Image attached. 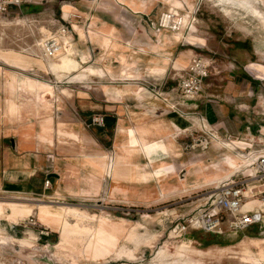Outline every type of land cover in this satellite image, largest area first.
Here are the masks:
<instances>
[{"label": "rangeland", "instance_id": "rangeland-1", "mask_svg": "<svg viewBox=\"0 0 264 264\" xmlns=\"http://www.w3.org/2000/svg\"><path fill=\"white\" fill-rule=\"evenodd\" d=\"M41 1L43 3H41ZM175 1H178L182 7L180 9L181 12L179 11V13L190 12L191 15L196 18L194 35L197 40L195 43H189L185 39L175 40L171 37L167 38L166 34L163 33L160 37L157 36V32L160 33L163 31L159 29L158 23L161 15L164 12H168L166 8L167 0H100L95 6L107 10L108 15H110L111 18L119 21L117 23H119L121 31L125 33V35H123L119 40L123 41L125 45H129V49H127V52L129 53V60H135L136 64H141V68L144 66V69L142 68V70L147 71V68L149 69L150 61L145 59L147 53H144L143 49H139V43L141 46L145 47L146 50L149 49V43L151 44L150 47L156 49L158 48L156 45L163 47L165 43L170 42L171 44H174L178 41L179 43H182L180 45H184L180 47L181 50H185V48H189L188 50H190L191 48L193 56L191 57V63L188 64L189 66L187 68L184 69L180 66L178 69L176 67L179 66L176 65V70L172 75L170 73L167 75L161 74L152 77L151 79L150 77H146L134 81H113L109 78V76L104 79H100L90 76L91 71L86 70V68L83 69V71L85 70L83 74L77 77L64 76L59 79L55 73L51 70H47L44 65H41L39 62V56L42 55V52L48 53L45 51L46 48L44 49V47L40 45L43 38L46 37L48 39L51 36H58L62 29H66L70 34V31L73 30V25L68 22V20L69 18L77 16L75 13L77 9L76 7L68 4L71 11L68 12V10H65V14L67 16L69 15V18H66L64 16V5L66 4L65 0H52L49 2L47 0H25V2L20 6L11 5L7 11L0 12V69L2 70L4 76L2 77V74L0 75V102H2V100H6L3 98L10 96L7 85L2 86L1 81L4 80V78L6 80L10 78V81L15 82L16 79L9 71L14 69L28 70L31 63H34L39 69L35 70L32 68L27 72H22V74L33 81H39L41 84L46 82L52 84L60 95L59 100L61 105L63 98L66 96L61 92L62 88H69L73 92V95L75 92L80 93L81 91H87V96H91L92 99H101L99 89H103L104 92L108 94L109 99L123 100L124 97L119 98L114 95L112 96V89L121 88L123 90H130L133 85L135 87L140 86L148 93L149 101H153L155 99L169 100V108L172 110V113L177 115L179 114L183 117H192L189 119H191V121L193 120V123H197L198 129H204L193 130L194 132H190L188 130L183 134L184 138H182V141H172V143H174L173 150L179 152V155L175 156V154L172 153L169 155L170 159L187 154L189 160L196 161V163L193 164V168L190 173L188 171H184L182 167H179L177 173L173 172L171 169H165L164 175L161 176L153 174V167H150L151 170H142L144 169L142 167L137 171L136 159H138V156L133 155L131 145L129 152L124 153L126 159L123 160L117 158L118 155L115 152L113 141H110V144L107 145L109 150L103 151L104 153L102 155L93 154L92 157L89 158L87 156L86 159L83 153H81V155L74 160L73 164L69 162L66 163L79 169V181L82 182L81 185H83V183H85V185L87 184V188H80L79 192L87 194V202H81L82 205L58 203L60 206L54 207L52 205L54 204L53 202L47 200L44 201L45 199L34 201V205H30L26 201L25 196H14L9 198L0 197V219L4 217L8 222H10L9 216L13 214V208H16L21 213L19 215V222L16 223L18 225L20 222L24 221L25 218L35 213L34 208L37 209L36 215L38 216V211L41 208L48 207L62 212L67 218H69L75 212L72 207H77L79 208L78 211L87 217H93L96 219L108 217L112 218L116 222L117 220H120L118 223H126L128 227H135L137 231L138 225L131 224V220L136 222L138 221L140 223L142 222L144 225L153 223L154 221L156 223L165 222V237L152 245V250L149 251V254H147L146 257H143L141 260L131 262V264H170V257H163L159 259L156 255L159 249L168 241L170 242L169 245L171 247H173L175 243L187 244V246L193 249L191 250V256L202 261V264H247L241 259L226 257V253H229L226 252L228 250H221L220 255L218 257L216 256L214 260L210 258V256L205 257L202 251L196 248L195 243L188 241V239L193 240L194 238L198 239L203 237V240H205L203 244H207L212 243L213 241L211 235L218 234L221 237L220 243L225 244L227 242V237L235 234L238 235L236 238L243 237L246 234H250L254 237H264V222L261 225H254L241 232H233L229 230L226 227V224H224L222 230L217 232H208L202 229H189L182 235L177 232L178 228L176 225L180 220L199 213L204 208L208 207L216 198L212 195L213 192H211L214 190L213 185L198 187L199 184L197 180L200 177L201 171H203V174L205 175V172L212 167L215 161L221 160L223 154L226 152L225 149H227L225 143H233V141H231L232 138H229V136L220 137L218 134V136H216L214 133L207 130V126H204L205 124L201 121V115L199 113L195 115V113H189L192 112L191 109L180 108L181 105L187 107L185 106L186 103H195V101L201 98V96L198 98L186 97L180 88V81L189 71L195 58H202L208 65L209 76L205 79L204 87L206 82L210 85L212 80H214V77L227 73L229 68H233L229 65V68H227V64L230 62L236 63V69L237 67L241 69L243 68V53L247 50H251L252 47L249 42L261 35L264 36L259 33L264 31V26L255 16H263L258 8L259 3L256 2L260 0ZM36 5L42 7L44 12L36 14V11L40 10L36 8ZM260 5L264 10V3H260ZM121 8L128 9L130 13L128 15L125 13L122 14L120 12ZM87 12H89L88 3ZM89 17L94 16L87 14V22L91 20H88ZM83 20L86 19L83 18ZM93 21H96V23H87V29H89V26H92V24H94V26L97 25L98 20L96 17L93 18ZM73 23H81L85 26V21L82 20L80 23L79 21H74ZM191 27H193L192 22L190 24H186V29L182 32H186L188 34ZM167 31H170L172 35L175 33L174 30L170 29H167ZM250 32L252 34H250ZM147 37L151 38V40ZM250 37H252V40H250ZM90 38L92 40L87 41V49L90 51L91 58L87 63V66L97 65L99 56L102 54L99 37L90 36ZM128 39L132 40L131 43H127L126 40ZM18 55H24V60L17 61L16 58ZM216 61H218L219 64ZM103 62L104 61L101 63ZM110 62L113 63L115 69H118L117 64L120 62L117 55H112L110 57ZM16 63H21L23 68L15 67L17 65ZM83 81L87 82L86 86H83V83H81ZM106 84L113 85L106 86ZM135 91L137 92L138 88H136ZM164 92L169 94H165ZM27 99L32 100L28 97ZM193 110L195 109L193 108ZM95 113L103 114L99 110H87V114L81 112L82 116H84L85 122L87 123L90 120V117ZM53 119L54 135L56 136L58 143L70 146L75 145L74 143L69 142L66 136L59 133V124L62 120H55V112L53 114ZM6 121H9L10 124L14 126L12 129L19 134L20 138L24 139H29L34 136L33 132H37L35 130L37 125H39L40 129V124L38 122L34 127L28 128L31 120L26 114L19 122L15 120V118H11ZM106 126H108V124L105 115V124L103 126H87V129H99L100 127L104 128ZM98 129L96 131L99 135L100 132ZM177 132L178 131H175V133ZM109 134L113 135V132H109ZM218 139H222L223 141H218ZM175 144H177V150L175 149ZM260 149H264V146ZM238 151L244 154L248 152V150L245 151L241 149ZM140 160L144 161V158L141 157ZM197 160L202 161L199 162ZM176 163L173 162L175 168L177 169L179 162ZM104 168L108 171L103 174L102 169ZM149 171H151L150 173L152 174L147 176ZM241 173L242 172H239L236 176L234 175L233 179H240L242 177ZM243 173L250 174L245 172ZM188 175H191L190 179L189 177L187 178ZM55 176L60 177L58 173H56ZM179 182H181V184L183 183L185 188L179 189ZM253 182L260 184L264 182V180ZM250 190V187H248V197L251 196ZM117 193L119 194L114 197ZM258 195L264 198L260 194ZM121 197L123 198L121 199ZM24 225L25 223H21L16 228L26 229V226ZM59 232L60 242L53 248H49L48 246L37 245L33 234H28L23 239H18L7 234L5 232V228H0V261L5 262L7 259H14L15 261H23L22 263L26 264H30V262L33 261H38L42 264H49L46 261H41V256H43L44 252L61 251L62 253L69 254L71 256L70 262L72 264H79L81 260L98 261L104 259L114 251L111 250L110 252H105L104 255L93 260L81 257L75 250L70 249L61 242V229ZM138 233L140 236L139 238L142 240L139 241V244L135 243L131 239H123L121 243L124 242L125 244L122 245V248H127L130 252L132 247L128 245L129 243H132L134 246L152 244V240L146 241L145 238L151 235L156 236L155 234L148 233V231L144 233L138 231ZM186 238L188 239L186 240ZM126 256L127 255L124 254L122 256L114 257H124L127 259L136 258L129 255L127 257ZM213 261L215 262L213 263Z\"/></svg>", "mask_w": 264, "mask_h": 264}, {"label": "crops", "instance_id": "crops-1", "mask_svg": "<svg viewBox=\"0 0 264 264\" xmlns=\"http://www.w3.org/2000/svg\"><path fill=\"white\" fill-rule=\"evenodd\" d=\"M47 1L49 2L52 0ZM99 1L100 0H65L66 4L64 5V16L66 18H69V15L67 16L65 14V10H68V12L71 11L68 4L77 9L75 12L77 16L72 17L70 15L72 18L68 20V22L73 25V30L70 31V35L76 43L75 52L77 59L83 57L84 53L87 52V60L83 63V69L86 68V70L91 71L90 76L100 79L109 76L113 81H134L146 77H150L151 79L161 74L167 75L170 73L172 75L176 70V65L179 66L176 67L178 69L180 66L185 69L188 67L186 65L191 63L190 59L193 56L191 48V52L188 50L189 48L181 50L180 47L184 45H180L182 43H179V41L174 44L170 42L165 43L163 47L156 45L158 47L156 49L150 47L151 44L149 43L148 50L138 42L139 49H143V52L147 53L145 59L150 61L149 69L147 68V71L142 70L144 66L141 68V64H136L135 60H129V53L127 52L129 45H125L123 41L119 40L125 35V33L121 31L119 23H117L119 21L111 18L107 10L95 7ZM256 2L259 3L258 8L263 16H255L264 26V10L260 5V3H264V0ZM41 3L43 2L41 1ZM87 3L89 4V12H87ZM36 8L40 9L36 11V14L44 12V9L39 5H36ZM120 12L127 15L130 13V11L125 8H121ZM87 14L97 18L98 26L92 24V26H89V29H87V23H96V21H93L94 17H89L88 20H91L87 22ZM192 17L194 16L192 15ZM83 18L86 20H83ZM81 20L85 21V26L80 23ZM74 21H79L80 24L73 23ZM195 23L196 22L193 23L190 32L188 34L185 32L184 36L181 38L175 37L167 30H163L160 33L157 32V36L160 37L163 33L166 34L167 38L171 37L175 40L185 39L189 43H195L197 40L194 35V29L196 28ZM103 26L113 27L112 37L104 34L99 29ZM82 27L87 29V38L85 41H80L79 29ZM90 28H92L91 32ZM259 33L264 35V31ZM250 34L252 33L250 32ZM90 36L99 37L102 54L99 56L97 65L87 66L91 58L90 51L87 49V41L92 40ZM149 40H151V38H149ZM250 40H252V37H250ZM126 41L127 43H131L132 40L128 39ZM249 44H251L252 47L251 50H247L243 53L242 69L239 67L236 69V63L230 62L227 64V68H229L228 65L233 68H229L227 73L214 77L210 85L206 82L199 100L195 101V103H186L185 106L187 107H184V105L180 107L182 109H191L192 112L189 113H195V115L199 113L201 115V121L205 124L204 126H207L206 129L214 133V135H219L220 137L229 136L232 138L231 141L235 139L239 141L237 143H225L227 146V149L224 148L226 150L225 153L237 154L240 153L238 151L239 149L245 151L251 149L255 150L264 146V36L261 35L253 39ZM112 55H117L119 59L120 63L117 64L118 69H115L113 63L110 62V57ZM102 61L104 62L101 63ZM216 62L218 63V61ZM32 68L35 70L39 69L34 63H31L28 70L14 69L9 72L12 73L14 71L17 73L15 77L17 80L21 75L25 77L22 72H27ZM83 69L80 73L78 71H72L65 76L77 77L83 74L85 71H83ZM81 83H83V86L87 84V82L84 81ZM112 85L113 84H106V86ZM136 88H138L137 92L135 91ZM61 92L67 96L63 98L62 105L59 100L60 95L54 88V94L57 95L58 99L56 102L52 103L51 110L42 111L43 115H38L37 111L29 112L28 107H20L19 100H17L19 107L15 115H12L13 113L9 106H5L4 112L0 113V197L9 198L14 196H25L26 201L30 205H34V201L40 199L53 202L54 204L52 205L54 207H59L60 204L58 203L82 205L81 202H87V194L80 193L79 189L87 188V184L85 185V183H83V185H81L82 182L79 181V169L66 163L69 162L73 164L74 160H76L81 153H83L86 159L88 154H91L90 157H92L93 154L102 155L104 153L103 151L109 150L107 145L110 144V141H113L115 152L118 155L117 158L123 160L126 159L124 153L129 152L131 145L133 155L138 156V159H136L137 171L142 167L144 168L142 170H151L150 167H153V174L162 173L164 175L165 169H171L173 172L177 173L179 167H182L184 171L191 172L193 164H195L196 161L189 160L187 154L180 155L174 159L169 158V155L172 153L179 155V152L173 150L174 143H172V141H182V138H184L183 134L188 130L194 132L193 130L204 129H198L197 123H193V120L191 121V119H189L192 117H183L179 114L172 113V110L169 108V100L155 99L149 101L146 90L140 86L135 87L134 85L130 90H123L121 88L112 89V96L114 95L119 98L124 97L123 100L109 99L108 94L105 93L103 89H99L101 99H92L91 96H87V91H81L80 93L75 92L73 95V92L69 88H62ZM164 93L169 94L166 92ZM193 108L195 110H193ZM87 110L101 111L106 115L108 126L88 130L85 126L84 116L81 114V112L87 114ZM54 112L55 120H62L59 124V133L66 136L67 140L75 145L60 144L56 140L53 125ZM25 114L28 115L31 120L28 128L34 127L37 122L40 124V129L39 125H37L35 128L37 132H33L34 136L29 139L20 138L19 134L12 129L14 126L11 125L9 121H6L15 118V120L19 122L24 118ZM97 129L100 132L99 135L97 134ZM175 131L178 132L175 133ZM109 132H113V135H110ZM219 140L222 139H218V141ZM87 141H89V143H87ZM140 141H149L154 144L155 147L150 149L148 154L145 155L140 150L134 148ZM166 143L170 145L172 151L169 152L162 147V145ZM176 146L177 144H175V149ZM225 153L222 156L223 159H225ZM141 157L144 158L145 162L140 160ZM222 158L220 161H215L218 162V164L215 165L214 162L212 167L205 172V175L203 171H201L200 177L197 180L199 184L198 187L205 185L215 186L217 183L225 180L231 165L227 164L228 162ZM172 161L175 163L179 162L177 169ZM197 161L201 162L202 160ZM102 171L104 174V172L108 170L104 168ZM150 172L151 171H149L147 176L152 174ZM56 173H58L60 177H56ZM188 177L190 179L191 175H188L187 178ZM48 178H50L51 183L47 188L44 186V182ZM178 186L179 189L185 188L184 184H181V182H179ZM249 187H251L250 194L253 200L249 203H245L244 210L253 211L255 210L254 207L258 206L264 215V200H262L264 198L258 195L260 194L264 197V182L260 184L254 182L251 183ZM118 194L119 193L114 197ZM122 198L123 197H121V199ZM36 210L37 209L34 208L35 213L18 224L25 223L24 226H26V229L16 228L18 226L17 224L8 222L4 217L0 219V225L2 226H0V228H5L7 234L18 239H23L28 234H33L37 245L53 248L60 242V232L58 229L40 221L36 215ZM118 222H120V220H117V223ZM131 222V224L138 225V231L142 233L148 231V233L156 235L147 236L145 238L146 241L152 240V244L134 246L132 243H129L128 245L132 247L129 252L127 248L123 247L122 249V245L125 243H121V241L124 238L119 237L118 246L114 251L112 250V254L98 261L81 260L79 264H131V262L146 257L149 251L152 250V245L162 240L166 235L165 222L156 223L154 221L147 225L138 221L131 220ZM134 230L138 239V243H136L139 244L141 240L139 238V233L136 228ZM237 236V234L228 236L225 244L220 243L221 237L218 234L211 235L213 241L207 244H203L205 241L203 237L198 239L194 238L193 240L186 238V240L188 239V241L195 243L196 248L200 249L205 257L211 255L210 258L213 260L216 256L218 257L220 255L221 250H228L226 252L229 253L236 249L242 250L243 252L248 250L249 252L260 253L257 242H264V237H254L250 234H246L239 238H236ZM124 254L136 258L127 259L124 257H114ZM41 257L42 262L46 261L49 264H72L70 262L71 256L61 251L44 252ZM260 258L262 259V263H264V254H260ZM214 262L215 261H213V263Z\"/></svg>", "mask_w": 264, "mask_h": 264}, {"label": "bare ground", "instance_id": "bare-ground-1", "mask_svg": "<svg viewBox=\"0 0 264 264\" xmlns=\"http://www.w3.org/2000/svg\"><path fill=\"white\" fill-rule=\"evenodd\" d=\"M166 8L168 10V13H174L175 15L179 14L177 16H179L180 25L179 28L174 30V36L177 38H181L182 36H184V32L182 31L186 29V24H190L191 22L194 23L196 21V18L192 17L190 12L179 13L182 7L178 1L167 0ZM99 29L104 34L108 35L109 37H112L111 34L113 33V27L103 26ZM91 31L92 28H90V32ZM79 32L80 41H85L87 38V30L82 27L79 29ZM46 39L47 38L44 37L42 42L40 43V45L44 47V49L46 48L45 51L48 52H42V55L39 56V62L41 63V65H44L47 70H51L53 73H55L59 79H61L63 76L69 74L72 71H78L79 73L82 71L83 63L85 60H87V52L84 53L83 57L77 59L75 52L76 43L73 40V37H71L70 33L66 29H62L58 36H51L47 39H55L58 43V46L55 49H52V53L47 50ZM16 59L17 61H23L24 55H18ZM16 64L17 65L15 67L23 68L21 63ZM1 74L2 77H4L2 70L0 69V75ZM12 75H15L16 77L17 73L13 71ZM10 80V78H8V80L4 78V80L1 81L2 86L7 85V88L10 92V96L8 97V99L2 100V102H0V113L4 112L3 110L5 106H9L10 110L13 113L12 115H15V112H17V109L19 107L17 104V100H19L20 107H28L29 112L37 111L38 115H43L42 111L51 110L52 103L56 102L58 99L57 95L54 94V87L50 83L46 82L41 84L39 83V81H33L30 78L22 77V75L20 76V78H18V80L15 79V82ZM27 97L32 100H28ZM233 142L239 141L235 139L233 140ZM87 143H89V141H87ZM154 147L155 145L150 143L149 141H140V143L134 146L135 149L140 150L145 155H147L149 150ZM162 147L169 152L172 151L170 145L167 143L162 145ZM258 154L259 153L249 155L248 152L245 154H236L229 152L225 153V159H222L227 161V164L231 165V168L227 172L225 180L221 182L233 179V176L239 172H245L250 173L245 175L252 176L250 177L251 181L249 185H251V183H254L253 181H255L256 179L254 178L255 166L253 164L256 158L258 157ZM87 156L90 157L91 154H88ZM214 164L217 165L218 162H215ZM157 175L161 176L163 174L158 173ZM221 182L217 183L214 187H216L217 189ZM249 185L244 190L246 198L241 207V210L244 212H246L244 210L245 203H249L253 200L251 196L248 198L247 188L249 187ZM72 208L75 212L69 218H67L62 212L54 210L51 207L41 208L38 211V218L40 221L44 222L47 225H50L51 227H54L55 229H61V242L64 245L68 246L70 249L75 250L77 254L81 257H86L90 260L101 257L105 252L107 253L117 248L119 237H122L124 239H131L135 243H138L137 234L134 230L135 227H128V225H126L125 223L119 224L112 218L108 217H103L99 219L87 217L78 211L79 208ZM254 209L260 211V207L258 206H255ZM13 210V214L9 216V221L11 223L16 224L19 222V215L21 213L16 208H13ZM169 243L170 242L168 241L163 247L159 249L156 254L157 258L160 259L163 257H170V264H202V261H200L199 259H195L191 256V250L193 249L187 246V244L185 245L183 243H175L173 247H171ZM257 243L259 246L258 249L260 253L249 252L248 250L243 252L242 250L240 251L239 249H236L235 251L226 253V257L241 259L247 264H264L262 263V259L260 258V254H264V242ZM14 261V259H7L5 262L0 261V264H9ZM33 263L42 264L38 261L30 262V264Z\"/></svg>", "mask_w": 264, "mask_h": 264}, {"label": "built area", "instance_id": "built-area-1", "mask_svg": "<svg viewBox=\"0 0 264 264\" xmlns=\"http://www.w3.org/2000/svg\"><path fill=\"white\" fill-rule=\"evenodd\" d=\"M25 0H0V12H5L11 5H22ZM179 16L174 13L164 12L159 20V29L175 30L179 28ZM47 50L52 53V49L58 46L55 39L47 40ZM209 76L207 63L202 58H195L189 71L180 81V88L183 94L189 98H198L203 93L205 79ZM105 124V115L95 113L90 120L85 122L86 127L103 126ZM230 138V137H229ZM249 155L259 153L254 162L255 181L264 180V149L248 150ZM242 177L238 180L231 179L221 182L219 187H214L212 195L216 198L212 203L197 214L185 217L176 225L178 234H185L189 229H202L208 232H217L222 230L224 224L233 232H241L254 225H261L264 222V215L259 210L242 211L241 207L246 198L245 188L250 183L251 175L241 173ZM236 176V175H235ZM51 183L48 178L44 186ZM9 264H26L20 261H14Z\"/></svg>", "mask_w": 264, "mask_h": 264}]
</instances>
